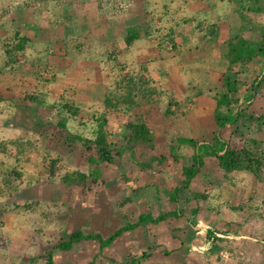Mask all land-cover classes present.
<instances>
[{
    "label": "rangeland",
    "instance_id": "1",
    "mask_svg": "<svg viewBox=\"0 0 264 264\" xmlns=\"http://www.w3.org/2000/svg\"><path fill=\"white\" fill-rule=\"evenodd\" d=\"M190 1H196L201 7L206 0H0V57L5 45L14 43L16 33L30 40L26 46V62L17 55L19 69L8 75L0 73V146L4 148L0 150V191H6L7 195H0V264H44L48 251L53 253L54 264H129L132 259L135 264H264V233L260 231L264 228V200L259 201L264 194V170L260 181L245 173L230 174L228 180L213 158L206 159L204 171L207 170L209 177L196 174L194 179L197 178L191 180L183 194L191 200L194 193L198 199L184 203L182 197L177 204L166 199L165 191L181 185L183 157L191 154V150L184 149V156L174 160L168 153L169 141L174 136H182L200 144L217 132L210 115L215 105L213 99L210 106H200L197 101H190L195 93L192 91V97L188 95L182 104L178 103L169 89L176 92L179 89L167 77L160 76L158 82L154 81L160 102L153 101L116 116L107 114L113 134L111 141H116L124 123H144L158 139L165 137L159 139L153 151L138 148L134 158H129L127 153L119 158L114 152L111 164L100 163L101 177L97 182L87 178L79 186L68 188L58 178L65 170L88 174L94 167L88 160L97 155L95 151L65 142V132L58 127L57 120L68 116L63 112L57 114L49 105L60 110L61 104L77 106L76 118L68 117V130L89 137L93 116L103 112L104 92L120 70L124 77L144 67L146 72L142 76L151 79L149 62L164 59L165 48L172 46L168 41L171 33L183 39L182 31L187 28L186 33L202 31L205 38L210 25L204 24L206 29H202L200 21L208 17L193 13L196 6L190 7ZM207 1L210 9L220 10L221 15L235 12L236 8L247 10L255 6V0H235L234 4L231 0ZM246 10L242 13L248 15L253 26L243 34L251 40H260L264 14ZM188 19L192 22L186 25L183 21ZM138 25H147L149 36L142 37L135 46L125 47V28ZM191 39L182 40V46ZM138 48L147 57L139 55ZM157 50H161L159 54ZM105 53H113L115 59L107 60ZM3 67V58H0V69ZM259 67L257 62L253 64V73L246 77L245 86L256 79ZM174 68L177 75V66ZM208 68L216 70L212 66ZM33 70L38 78L32 74ZM199 82L197 92L203 88V81ZM214 83L216 86V78ZM190 87L194 86L190 84ZM203 90L204 96L210 97L209 88ZM30 95L43 98L44 105L38 106L28 98ZM168 101H172L171 105ZM239 106L249 107L256 117L263 115L264 88L255 95L253 103L247 105L241 101ZM167 107L176 113L177 119L165 112ZM246 124L242 137L234 132L232 125H226L220 131L221 139L240 149L247 143L258 153L264 151L261 139L264 128L257 122ZM12 141L27 145L21 157L10 146ZM162 156L167 159L160 165L153 162L149 170H142L138 165L151 157ZM58 157L61 161L56 160ZM48 160H56V176L48 175ZM9 167L15 168L21 177L9 176ZM8 180L15 187L12 194L6 190L4 182ZM135 188H139L138 195L132 192ZM221 191L225 195L220 197ZM234 193L237 198L233 197ZM130 196L133 199L126 202ZM175 207L183 212L178 220L140 226L133 232L123 233L105 249L100 250L94 241L74 244L69 251L57 249L71 232L82 230L107 237L126 222L135 221L140 214L157 216ZM192 211H196L194 216ZM213 218L219 222L224 218L237 225V231L244 237L238 245L243 248L247 241L250 248L239 249L234 239L226 238L221 239L224 243L213 240L205 247L204 238ZM191 226H195V239L177 233ZM212 245L224 253L209 252Z\"/></svg>",
    "mask_w": 264,
    "mask_h": 264
},
{
    "label": "trees",
    "instance_id": "2",
    "mask_svg": "<svg viewBox=\"0 0 264 264\" xmlns=\"http://www.w3.org/2000/svg\"><path fill=\"white\" fill-rule=\"evenodd\" d=\"M240 9L241 12H239ZM240 9H235L240 21L236 34L220 43L221 51L219 58L226 63L225 70L222 73L223 78H220L216 86L215 83L212 84L208 90L209 98L213 99L215 103L212 114L214 124L217 126V132L212 135L211 139H206V141H203L200 144L198 141L190 137L174 136L167 145L169 156L174 160L181 158V155L184 156V149L191 150V154L188 157H183L184 160L181 170L184 179L182 180L181 185L174 187L172 191H165V197L169 203L177 204L182 197H184V203L198 199L199 196L197 194L192 193L191 200L190 197H185L183 194L185 190L189 189L191 180L194 179V176L199 173V170L204 164V159L208 157L217 160L219 170L227 179V176L233 173H246L249 178L253 177L257 180L262 179V170H264V151L258 153L248 146L247 143V145L243 144L240 149L231 143H228V141H224L220 137V131L223 130L226 125H232L233 128H235L234 132L241 137L243 129L247 128L246 122L249 124L257 122L260 124V128H264V114L256 117L257 115H255L254 111H251L252 109L248 110L249 107L241 109L239 106V102L241 101L244 104L250 105V102L253 101L255 95L264 88V24L260 28L262 35L260 40L246 38L243 34L245 29H249L250 26L253 25L252 21L249 20L246 14L243 15L242 13V10L245 11L246 9L244 7H240ZM250 9L248 8L246 11L249 10L256 14L262 13L260 0H255L254 8ZM216 26V24H212L209 29L205 31L204 37L208 42L217 38L218 29ZM170 32L173 31L171 30ZM145 36H149L147 25L127 27L125 28L123 41L126 47H131L134 42ZM168 38V41H170L169 43L172 44L171 48L174 49L175 44L173 42L174 37L172 36V33ZM29 42V38L20 36L19 33H16L14 43L5 45L0 57L3 58L4 63V67L0 69L1 74L8 75L9 73L11 74L17 71L19 66L18 62L15 60L17 55L23 57L26 62L27 54H25V52L26 46ZM160 43L165 45L164 41H161ZM77 48L80 49L79 46ZM105 56L107 57V60L115 59L113 53H105ZM255 62L260 66L257 77L245 86L246 77L251 76V73H253V64ZM122 71L123 70H120V72L117 73L116 78L109 83V87L105 90L102 102L104 107L103 112L93 116L89 137L82 133L76 131L71 132L68 130L67 121L70 118H76L78 115L77 106L74 104H61V110L53 105H49L48 107L51 110H55L57 114L63 112L70 117L62 116L57 120L58 127L65 132V142L67 144L79 145L82 149L87 151H95L97 155V158L92 157L88 160L89 164L94 166L88 174L75 170H65L59 175L58 178L65 187L79 186L81 183H84L87 178H91L93 182H97L101 177L100 163L111 164L113 162L114 152L119 158L125 153L128 154L127 156L129 158H134L138 148L153 151L156 144L159 143V139L165 138L160 137L158 139L156 136L157 134L151 132L144 123L136 124L128 122L120 127L119 134H117V138L115 139L116 141H111V136H113V134L109 128L108 113H112L113 116H116L121 113L133 111L134 109L138 110L137 108H140L144 104H149L153 101L158 103L161 101L159 98V91L154 87L155 80L152 78L145 79L142 76V72H146L144 67H141L137 72L128 73L124 77L121 75ZM32 74L37 75L38 73L34 71ZM204 92L203 89H199L196 95L202 96ZM28 98L34 100L38 106L44 105L45 103L44 99L37 97V95H30ZM171 103L172 101H168L169 105H171ZM165 112L170 114L172 118H178L176 113L168 109V107L165 108ZM261 139L262 142H264V136H262ZM250 143L257 144L258 142L250 141ZM10 146H13L16 149L15 152L20 157L28 148L24 142L19 143L16 141L10 142ZM0 150L3 151L4 148L0 146ZM166 159L167 157L164 156L151 157L149 161L140 162L138 165L142 170H149L153 162L160 165ZM56 160L61 161V158L58 157ZM56 160H48L49 176H56ZM8 175L15 176L16 178L21 177V174L15 168L10 167L8 169ZM4 183H6V190L9 194H12L15 191L13 183L9 180ZM138 189L139 188L132 189V192L138 195ZM0 195L3 197L7 196L6 191H0ZM132 199L133 197L131 196L126 197L125 201L129 202ZM182 213V210L178 207H175L173 210L162 212L157 216L143 213L138 215L135 221L126 222L123 226L115 229L107 237H102L100 234H86L82 230H77L69 233L67 239L57 245V249L59 251H69L74 244H80L83 241H94L97 243L99 249L102 250L110 246L125 232H133L140 226H146L147 224L158 225L169 219L178 220ZM191 214L194 216L196 211H192ZM261 230L264 233V228ZM210 236L212 235H207L204 240L208 242L213 238L215 241L218 239V237H215L214 233L212 238ZM262 247L264 248V246ZM217 249L219 248L214 245L208 248L209 252L214 254L218 251ZM44 264H54L53 253L51 251L47 252V258ZM86 264L93 263L88 262ZM129 264H135V260L132 259Z\"/></svg>",
    "mask_w": 264,
    "mask_h": 264
},
{
    "label": "crops",
    "instance_id": "3",
    "mask_svg": "<svg viewBox=\"0 0 264 264\" xmlns=\"http://www.w3.org/2000/svg\"><path fill=\"white\" fill-rule=\"evenodd\" d=\"M260 1H261L260 5H262V14H264L263 0H260ZM231 2H233V4H234L235 0H231ZM188 5H190V7L196 6L194 8V10L192 11L193 13L201 14V15H204L205 17H208V18H205L204 20L200 21L201 23L203 22L202 29H206V27H204V24L208 26V25H212L214 23L217 25V27H218L217 29H219L218 32L220 31V34L218 33L217 38H214L213 41L208 42L205 38H202V36H203L202 31H201V33H198V34L197 33L195 34V32L192 33V31L189 33H186L187 31H189V29L184 28L182 31L183 32V35H182L183 39L180 35H178V34L175 35V37L173 39V42L175 44V48L174 49L169 48V47H167V49L165 48V55L162 56V58H164V59H161V61L159 59L156 61L149 62L150 67L148 68V73L150 74V77L155 80V82H158V80H160L159 79L160 76L161 77H167V80L170 81L171 83H173L174 87L179 89V92H176L173 89L172 90L169 89L170 92L172 93V96L177 98L176 102L182 104L183 99L185 100V98L188 95L189 96L192 95L191 94L192 91H195V93L193 94V98H191L190 101L191 102L197 101L198 105L205 107L207 105L210 106L211 104H213L212 103L213 101L211 98L207 97L206 95H205L206 96L205 97L204 94L202 96H197L196 95L197 94L196 85L199 88V83H200L199 80H202L203 81V88L202 89H204V88L208 89L214 83L215 78H216L217 82H219V79L222 77V73L224 72L225 67H226V65H225L226 63L224 61H221L219 58V54L221 51L220 50L221 49L220 43H221V41L227 40L228 38H230L231 36L236 34V31L239 27L240 21H239V18L237 16L236 12H233V11L225 12V13H223V15H221L220 10H218L216 8L211 10L210 5H209V1H207V0L204 2L203 6H201V7L197 6L196 1H190L188 3ZM235 7L233 5V9H235ZM208 11H209V13H208ZM203 13H205V14H203ZM185 21L186 20H184L183 22H185ZM191 22L192 21L187 20L186 25H189ZM186 25L184 24V26H186ZM187 35H189V36H187ZM176 36H178V37H176ZM189 37H192L191 41H188L187 44H185V46H182L183 45L182 40L189 38ZM143 40H144V38H143ZM139 41H142V38L137 40L136 42H134L133 46H135V44H137ZM180 41H182V43ZM53 42H55V41H53ZM168 50H171V51H168ZM137 51H138L139 55H143L144 57H147L144 55L143 49L138 48ZM157 51L159 54V51H161V50H157ZM148 52L153 54V52H151V51H148ZM154 53H157V52L154 51ZM162 53H164V52H162ZM52 56H54V55H52ZM54 59L55 58H53V60ZM207 59H208V61L205 62V60H207ZM210 59H211V62H210ZM176 66H177V70H178L177 75L174 74L175 73L174 67H176ZM209 66L215 67L216 70H213V71L208 70ZM215 73L217 74L216 76H215ZM199 75L202 76V78L199 79ZM173 77H174V79H173ZM204 81L207 84H205ZM190 84H191V86H194V87H190ZM158 85H161L160 82L158 83ZM180 100H182V101H180ZM250 103H253V101ZM210 115H211L212 121H213V114L211 113ZM223 130H224V128H223ZM206 159H210V158L209 157L205 158L204 164L206 163ZM213 159L217 162V160L215 158H213ZM204 164L201 168L202 171L197 175H202V176L206 175L205 178L207 179L209 176L205 173L207 170L204 171V169H205ZM246 175H248V174L245 173V176ZM195 179H193V180H195ZM256 180L257 179H254V181H256ZM263 180L264 179H262V181ZM257 181H260V180H257ZM255 186H258V184ZM223 192H225V191H221V193L218 195H220V197L222 195L224 196L225 194H223ZM262 195H263V197L259 198V201H261V202L264 200V194H262ZM233 197L237 198V194L234 193ZM257 202H258V199H257ZM255 212L258 213V209H256ZM261 212H262V210H261ZM222 213H223V211H222ZM256 213H254V214H256ZM221 219L222 220L220 222L215 221L214 218L211 219L210 224L212 227L208 226L209 229H208V231H206V235H212V236H210L212 238L213 233H214V235L220 234V235H222V237L218 238V240H216V242H218V243H219V241H220V243H224L225 241H221V239H224V238H226L227 240L228 239H230V240L234 239L233 243L235 241V244H237L236 246H239L238 247L239 249L246 248V250H247L248 248H250L247 246V243H248L247 241H246V243L244 242L245 244H244L243 248H242L241 244L238 245V243L242 242V241L240 242V240H242V238H244V237L240 235L241 232L237 231V229H236L237 225L235 226L234 224L228 223L227 221L224 220V218H221ZM190 223H191V221H190ZM233 226H235V228ZM183 230L184 231H182V232L179 231L177 233L183 234L184 236L190 235L191 240L195 239L194 238L195 232H196L195 226L187 227ZM260 231H262V230L260 229ZM236 233L239 235H236ZM259 233H261V232H259ZM237 238H241V239H237ZM254 241H255V239H254ZM230 243H232V242H230ZM217 250L218 251L216 252V254L224 253L223 250H221V248H219Z\"/></svg>",
    "mask_w": 264,
    "mask_h": 264
},
{
    "label": "built area",
    "instance_id": "4",
    "mask_svg": "<svg viewBox=\"0 0 264 264\" xmlns=\"http://www.w3.org/2000/svg\"><path fill=\"white\" fill-rule=\"evenodd\" d=\"M201 233V232H200ZM199 232H198V234H200ZM202 235V234H201ZM204 235V234H203ZM215 237H218V238H221L222 237V235H220V234H216L215 235ZM213 240V239H212ZM212 240H210V241H208V242H206L205 243V247H207V246H209L210 245V243L212 242Z\"/></svg>",
    "mask_w": 264,
    "mask_h": 264
}]
</instances>
